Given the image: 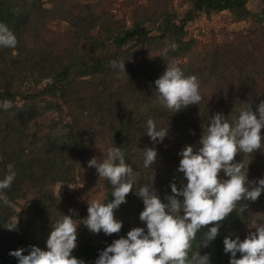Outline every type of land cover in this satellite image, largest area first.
I'll list each match as a JSON object with an SVG mask.
<instances>
[{
    "label": "trees",
    "instance_id": "obj_1",
    "mask_svg": "<svg viewBox=\"0 0 264 264\" xmlns=\"http://www.w3.org/2000/svg\"><path fill=\"white\" fill-rule=\"evenodd\" d=\"M248 1L195 0L193 9L195 11H205L206 14L228 10L234 16L235 21H242L252 17H256L259 21L262 20L264 10L263 14H253L247 8ZM39 5H41L40 0H0V22L5 23L17 38V44L14 48L0 47V101L7 99L12 102L17 94L14 83L21 80L20 76L25 79L36 73V71L45 74L42 78H52L59 82L58 84L64 83V85L58 86L57 91L61 92L67 98L68 102V91L71 84L77 87L81 84V79L89 77L88 80L82 81V83L88 85V87L91 86L90 89L93 96L88 98L86 97L87 94L79 95L76 101L80 102L79 105L82 109H85L84 106L86 105H91L95 108L93 112H95L96 117L102 123H107L110 120L108 128L113 136L112 142L115 146L123 149L126 163H129L133 167L134 173H138L137 176H133L134 187L152 183L162 199L165 193H170L169 183L173 181V177L176 178L174 182L179 187L183 174L177 172L179 156L176 158L173 154L172 156L166 155L161 157V149L158 148H161L162 143L157 144L158 148L155 145L157 148L156 161L149 166L150 168L143 167L142 149L146 146H153L149 137L146 135V120L149 117L154 120L157 126L164 127L162 125L164 121L162 120H165L166 116H170V121L167 117L166 123L169 122L167 125L172 126L174 133L188 135L193 134L192 130L194 129L199 133L200 137L204 126L207 125L208 116H211L213 113L221 112L231 120L232 116L237 113L239 107L244 102L250 103L255 111L259 102L264 100V97H252V99L249 98L244 102L230 103V105L224 107L220 99V107L213 105L210 108L206 106V103H203L201 107H195V104H191L192 106H190L193 110L189 111V113H185L187 110H178L173 113L162 107L156 99L154 81L159 78L160 72L163 74L166 63H169L166 61L161 63L165 57L185 58L191 51L192 43L184 40L186 36L184 23L181 25L171 23L162 35L151 38L146 48L141 50V57L144 58L143 63L147 65L151 63L152 65H142V67L147 69L145 73L146 79L143 81L138 76L135 66L131 71V64L129 65L125 62L126 74H117V70L113 69L109 64L111 57H113L110 50L114 51L113 49H118L115 52V55L118 56L117 60L123 59L122 56H124L125 52H120V48L134 35L138 34L141 38L146 34V31H137L143 23L138 24L133 29L124 31L119 26H116L113 23L114 21L112 22L108 18H105L104 15L97 14L93 11L90 13L78 12L72 7H69L67 2L64 1L57 2L51 9H45L43 5L41 7ZM102 18L108 19L109 21L102 20ZM54 20L66 21L72 28L73 44L70 45V48L66 47L62 50L59 47L57 49L49 42L45 43L43 40L42 35L48 29V21L52 22ZM41 42L43 44L45 43L43 45L44 47L40 45ZM166 42H175L177 47L174 50L169 48L165 55L163 49L166 47ZM251 43V40L242 38L236 43L231 42L228 46H219L215 53H208L207 57L199 55L194 62H190L186 66L177 64L181 67L185 75H195L202 86L208 81L211 82L210 80L213 75L219 80H225L219 83L223 88L227 83L232 86L233 80L238 76L240 77V81L243 79V83L248 78L253 79L254 82L258 80L255 78V75H257V71L255 70L261 69L259 67L261 65L259 61L264 57V52H262L261 57L257 55L254 57V52L256 50H262L263 47L256 46L257 49H250V51L248 50V46ZM154 49L158 50L164 56L152 52ZM246 52L250 53L248 60L252 57L255 58L252 62L254 66L250 68L246 62H240L238 57V55ZM157 65L161 68H157ZM233 65H237L239 68L235 76L230 75V72H232L230 67H233ZM53 90L55 91L54 88ZM72 96L76 98L77 94H73ZM112 100L114 101L113 108L110 102ZM12 107V112H14V115L11 116L13 119L12 122L9 123L7 121L5 125L0 124V129L5 135L1 140V144H4L3 146L5 148L8 146L7 153H5L8 161L5 164L4 170L7 173L10 164L13 168L11 171H15L16 173L10 186L3 190V193L11 203L6 204L0 198V264H18L17 258L9 255V252L22 248L25 250L22 254H27V251L31 247L29 241L32 236H42V239L34 242L35 246L40 247L41 244L45 243L49 232L47 234L45 233L46 235L44 234L45 236L43 237L41 233L43 232L42 223L38 219L43 218L44 214L47 211H51L53 207L47 205L51 200L47 197L49 191L46 187L49 185L46 183V180L51 179L54 182L60 178L59 170H61L62 166L57 163L58 160L56 158H60V154L62 153H69V156L75 155L76 157H82L84 156L83 150L89 149V144H94L93 142L97 139V137H91L90 139L84 140L80 137L81 135H76V130L71 127L72 125H64L62 128V136L49 134L50 136H47V142L43 140L44 142L41 144L38 141L41 148H39L35 140L30 142L33 144V147L38 146L37 152L31 151L27 153L25 148L21 151L11 150L13 148L10 141L11 137L16 136L18 138L24 136L25 138H29L33 136L25 133L28 129L27 126H24L28 122V118L26 119L25 117L26 107ZM8 110L0 109V116H6ZM79 116H83L82 113ZM16 118H19V124L13 126ZM21 122L23 125L21 124L20 126ZM4 127L6 130H8V127L15 129L10 132H5ZM75 128L79 129L81 127ZM83 129L81 128V130ZM65 134L66 140H63ZM34 138L37 139L39 137L35 136ZM18 140V144L21 147L26 142L25 139L18 138ZM103 143L108 145L109 141L103 140ZM192 146L195 150L198 143ZM254 152L259 153V149ZM251 155L253 153H237L234 160L240 157L241 161L244 160L247 162L248 159L250 166L247 170L251 172L254 169H259L256 163L252 159L250 160ZM52 169L55 170L53 171ZM260 169L262 170L263 168L261 167ZM23 178L29 179L34 184L35 191L37 192V197L35 201L33 200L31 202V206L35 210L37 217L35 220L39 223L34 224V222H31L29 226L30 228L34 225V232L24 231L21 226L14 225L11 220L12 214H14L13 206L22 197V189L19 185ZM112 187L110 185V192L104 203L113 199L111 195ZM122 204H125V209H127L126 207L130 208L126 210L130 213L125 219H122L123 225L120 232L110 235H105L103 232H100L102 242L99 245H93L90 242L82 243L77 247L73 256L84 260L85 264H94L99 251L106 247L107 244H110L120 236L126 235L127 231L133 227H144L143 223L139 220V212L143 208L142 201L139 197L130 191L128 197H126V202ZM238 206L240 208L241 201L238 202ZM118 209L115 210V216ZM241 220L240 210L234 209L223 221L219 222L221 226L218 229L217 236L211 241L212 248L208 252L210 264L229 263L230 253L224 252L223 240L228 235L231 238L239 236L241 240L245 238L247 234L239 235L238 233L242 229ZM210 226H204L197 232L188 250L189 258L199 250V241L203 238L204 231ZM9 227L12 229H9ZM212 251L216 252V256H213ZM239 256L240 253H237L238 258Z\"/></svg>",
    "mask_w": 264,
    "mask_h": 264
},
{
    "label": "clouds",
    "instance_id": "obj_2",
    "mask_svg": "<svg viewBox=\"0 0 264 264\" xmlns=\"http://www.w3.org/2000/svg\"><path fill=\"white\" fill-rule=\"evenodd\" d=\"M16 44L15 34L0 22V47L14 48ZM176 47L175 42H166L163 53L166 55L169 48ZM109 64L117 74H126L125 60L113 59ZM154 83L159 104L173 113L191 104L199 105L202 100L198 78L185 75L175 61L166 63L163 74ZM11 107V101H0V109ZM207 120L195 150L189 144L177 153L180 157L177 172L183 174L180 186L173 177L170 193H165L163 199L152 183L134 187L133 176L138 173L126 163L123 149L113 143L104 149L105 155L87 161L98 177L106 178L113 186V199L106 203L96 199L87 202V215L80 219H74L75 210L69 208L70 214L60 213L61 218L51 225L45 249L33 245L27 254H22L25 250L21 248L9 255L16 257L18 264H85L71 254L76 247L78 225L83 224L92 233H119L123 221L116 218L115 210L132 191L142 201L139 220L144 227H133L107 244L94 264H210L208 253L201 255L197 251L188 257L197 232L211 225L199 241L200 246L207 247L217 236L219 222L239 208V201H255L264 192V177L250 181L244 160H234L237 153L250 154L264 145L261 143L264 100L255 111L250 103L244 102L231 120L221 112L213 113ZM167 134L168 126H157L151 117L146 120V135L153 146L142 149L144 168H150L156 161L155 145L162 143ZM15 176V171H11L0 178V198L6 204L11 202L3 190ZM253 228L242 240L239 236L224 238L223 250L230 253L229 264H264V223L257 222Z\"/></svg>",
    "mask_w": 264,
    "mask_h": 264
},
{
    "label": "rangeland",
    "instance_id": "obj_3",
    "mask_svg": "<svg viewBox=\"0 0 264 264\" xmlns=\"http://www.w3.org/2000/svg\"><path fill=\"white\" fill-rule=\"evenodd\" d=\"M61 1L67 2L69 7L81 13H90L93 11L97 14L104 15L105 18H108L112 22L114 21L113 23L124 31L133 29L137 27L138 24L143 23L137 31H146V34L141 38L138 34L134 35L122 48H120V52H125L124 56H122L123 60L129 65L131 64V71L135 66L138 76H140L143 81L146 79L145 73L147 69L142 67V65L146 66L147 64L143 63L144 58L141 57V50L146 48L151 38L162 35L165 30L169 28L171 23L178 25L184 23V31L186 32L184 40L192 43V48L185 58H171L172 56H169V58L165 57L161 63L165 61H175L181 66H186V64L190 62H194L199 55L207 57L208 53H215L219 46H228L231 42L236 43L242 38L252 41L251 45L248 46V50L257 49L256 46L263 47L262 50H256L254 52V57L255 55L261 57L262 52H264V17L260 21L256 17L235 21L234 16L228 10L206 14L205 11H195L193 9L195 0H40V4L43 5L45 9H51L54 4ZM41 5L39 6L41 7ZM247 8L255 15L263 14L264 0H249L247 2ZM105 18H102V20L109 21ZM47 27L48 29L42 35L45 43L49 42L57 49L59 47H61L60 49L62 50L66 47L70 48V45L73 44L72 28L66 21H48ZM44 44L43 42L40 43L41 46ZM113 50L114 51L110 50L113 54L111 60L118 59V56L115 55L118 49ZM152 52L164 56L156 49L152 50ZM249 55L250 53L246 52L238 55V57L240 62H246L250 68L254 66L252 62L255 58L252 57L248 60ZM259 62L261 63V65H259L261 69L255 70L257 71L255 78L258 79L254 81L255 83L253 79L249 78L243 83V79L240 81V77L238 76L233 80L232 86L227 83L223 88L219 83L225 80H219L213 75L210 80L211 82L208 81L205 85H200L202 100L199 105L195 104L194 106L201 107L203 103H206V106L210 108H212L211 106L213 105L220 107L219 100L221 99L222 106L227 107L230 103H241L249 98L252 99V97H264V57ZM149 66H152L151 63ZM157 68L160 69L161 67L157 65ZM230 70H232L230 75L235 76L239 68L237 65H233V67H230ZM43 75L45 74L36 71V73L25 79L20 76L21 80L14 83L17 94L12 101V106L16 108L26 107L25 117L26 119L28 118V122L24 126H27L28 129L25 133L33 136L29 138H25L24 136L18 137L26 141L22 147L18 144L19 140L16 136L11 137L10 141L13 146L11 150L21 151L25 148L27 153L31 151L37 152L38 146L41 148L40 143L42 144L44 141L47 142V136L52 134L62 136V128L64 125H72L71 127L76 130V135H81L80 137L84 140L97 137L93 142L94 144H89V149L83 150L84 156L76 157L75 155L69 156V153H62L60 154V158H56V160H58L57 163L62 166L61 170H59L60 178L58 181L54 182L51 179L46 180V183L49 185L46 187L49 191L47 197L51 200L47 205L53 207L51 211H47V213L44 214L43 218L38 219L42 223L43 232L41 233L44 237L47 232H50L51 225L61 218L60 213L70 214L68 210L72 208L75 210L73 218L80 219L87 215V202L92 199H96L102 203L105 202L110 192L111 184L106 178L98 177V173L93 167L87 165V161L94 156L100 158L105 155L104 149L113 144V136L108 128L110 120H108L107 123H102V121L96 117L97 115L95 112H93L95 108L91 105H86L84 106L85 109H82L79 105L80 102L76 101L79 95L87 94L86 97L88 98L93 96L90 89L91 86L88 87V85L82 83V81L88 80L89 77L81 79V84L77 87L71 84L68 91V102L67 98L62 95L61 92L57 91L58 86H62L64 83L58 84L59 82L52 78H42ZM159 75H162V72H160ZM73 94H77V97H73ZM110 102L113 108L114 101L112 100ZM191 106L188 105L183 107L180 111L187 110L185 113H189V111L193 110ZM12 108L13 107L9 108L6 116H0V124L5 125L7 121H9V123L12 122L13 119L11 116L14 115ZM81 113L83 116L80 117L79 115ZM167 117L168 120L171 118L170 116H166V119ZM18 119L19 118H16L14 120L13 126L19 124ZM166 119L162 120L164 121L162 124L164 127H167V123H169H166ZM21 124L22 122L20 126ZM24 126L23 128H25ZM79 126L84 129L75 128ZM14 129L15 128L8 127V130H6L4 127L5 132H10ZM192 133L193 134L188 135H183V133L176 134L172 126H168V134L163 140L161 148H158L156 145L158 149H161V157L166 155L172 156L174 154V156L178 158L177 153L184 148L185 145H194L198 143L199 133L194 129ZM4 136V132L0 129V163L2 164L0 166V178L6 174L4 167L8 161L5 157L8 146L5 148L3 146L4 144H1V140ZM35 136L39 138L35 139ZM261 137V143L264 144V128L261 129ZM34 140L38 146L36 145L33 147V144L30 143ZM63 140H66V134ZM103 140H108L109 144H104ZM251 159L256 163L259 169H254L251 172L247 170V176L250 181H255L256 177H264V145L259 149V153L253 152V155L250 157V160ZM236 161H241V158L239 157ZM244 163L245 166L249 168V160L247 159V162L244 161ZM261 167L263 171L260 169ZM12 169L13 168L9 164L7 173L11 172ZM52 170L54 171L55 169ZM165 172L167 171L165 170ZM220 175L223 176V173H220ZM19 186L22 189V197L13 206L14 214H12L11 220L14 225L21 226L24 231L34 232V225L30 228L29 226L31 222H34V224L39 223L35 220L37 217L35 215V210H33L31 206V202L33 200L35 201L37 197V192L35 191L34 184L27 178H23ZM261 194L262 195L255 201L242 199L240 208L235 209L238 211L240 210V216L242 217V229L238 232L239 235L254 231L255 229L253 227L257 222L264 223V192ZM126 197H128V194ZM124 207L125 204L119 206L116 214L117 219H125L130 213L126 211L130 208L126 207L127 209H125ZM228 237L230 236L228 235ZM40 239H42L41 235L37 237L32 236L29 242L31 246H33L34 242ZM86 242L99 245L102 242V237L100 233H92L83 224H79L77 227L76 247L71 254L74 255L77 247ZM40 248L45 249V243L41 244ZM211 248L210 241L207 247L200 246L198 252L203 255L210 252ZM212 254L216 256L215 251H212Z\"/></svg>",
    "mask_w": 264,
    "mask_h": 264
}]
</instances>
